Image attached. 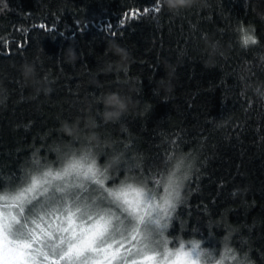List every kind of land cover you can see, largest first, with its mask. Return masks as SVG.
I'll return each mask as SVG.
<instances>
[{
    "label": "trees",
    "instance_id": "trees-1",
    "mask_svg": "<svg viewBox=\"0 0 264 264\" xmlns=\"http://www.w3.org/2000/svg\"><path fill=\"white\" fill-rule=\"evenodd\" d=\"M155 6L0 0V173L18 172L37 150L55 159L48 149L69 143L149 166L188 155L169 238L215 250L231 232L241 255L264 264V101L254 91L264 90V0ZM242 27L258 44L242 48ZM23 64L34 66L31 78ZM117 95L131 103L104 123Z\"/></svg>",
    "mask_w": 264,
    "mask_h": 264
},
{
    "label": "snow or ice",
    "instance_id": "snow-or-ice-1",
    "mask_svg": "<svg viewBox=\"0 0 264 264\" xmlns=\"http://www.w3.org/2000/svg\"><path fill=\"white\" fill-rule=\"evenodd\" d=\"M161 7L156 0L151 10ZM239 32L242 48L256 45L248 29ZM48 151L55 159L37 150L18 172L0 173V264H251L231 232L215 250L169 238L188 155L168 152L149 166L90 143Z\"/></svg>",
    "mask_w": 264,
    "mask_h": 264
},
{
    "label": "clouds",
    "instance_id": "clouds-1",
    "mask_svg": "<svg viewBox=\"0 0 264 264\" xmlns=\"http://www.w3.org/2000/svg\"><path fill=\"white\" fill-rule=\"evenodd\" d=\"M159 3L161 6L167 7L170 11H177L180 9L192 7V6L197 5V4H203L204 0H159ZM254 39L256 40V44H258V42H259L258 38L254 37ZM122 51L126 52L125 50H122ZM261 59H264V55L261 56ZM21 67L23 68V71L21 73L22 77L23 78H31L33 73H34V66L23 64ZM41 90H43L45 93L51 92L50 87H37V89H36L37 92H39ZM254 91H255L256 95H258L259 99L261 101H264V90H261L260 87H257ZM111 103L113 105V113L108 118H105L104 113L102 114V119H103L104 123L117 121L120 118V116L127 111L128 106L131 103V101L129 99V102L125 103V102L121 101L119 99V96L117 95L116 99L112 100ZM94 122H95V120H94ZM95 127H97L96 122H95ZM66 128H67V124H65L63 126L62 131L65 132ZM67 135L70 137L74 136L70 130H69ZM88 139L90 142H95V141H97L98 138L95 135H93V136L89 137ZM90 144L93 145L92 143H90ZM183 189H184L183 185H179L177 187L176 196H175V199L177 201H182ZM235 195H236V192H233V196H235Z\"/></svg>",
    "mask_w": 264,
    "mask_h": 264
}]
</instances>
